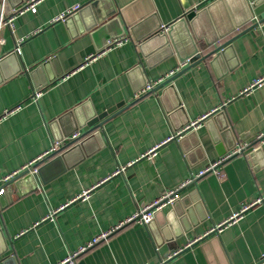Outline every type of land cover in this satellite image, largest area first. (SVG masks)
Listing matches in <instances>:
<instances>
[{
    "label": "crops",
    "instance_id": "obj_1",
    "mask_svg": "<svg viewBox=\"0 0 264 264\" xmlns=\"http://www.w3.org/2000/svg\"><path fill=\"white\" fill-rule=\"evenodd\" d=\"M27 1L5 0V13ZM89 1L40 0L36 11L16 14L14 26L3 29L0 186L50 148L51 122L61 118L58 130L65 127L69 135L83 132L91 113L125 103L83 139L80 152L43 176L35 174L36 188L24 183L20 193L16 186L5 187L0 264H56L165 190L182 188L231 150L218 152L202 119L216 108L209 116L216 126L230 127L228 149L241 138L243 144L254 143L264 133V84L243 91L264 75V0H192L189 7L184 0H111L123 12L121 26L94 25L84 9ZM76 4L83 6L78 12L85 11L80 20L57 19ZM0 5L2 10V0ZM192 8L205 13L188 29L178 19ZM173 22L180 51L164 27ZM160 25L170 44L163 35L139 39ZM119 38L120 44L105 49ZM193 39L202 53L232 41L220 56L184 70L189 63L180 56L190 53ZM176 74L168 85L147 89ZM195 121L198 125L188 127ZM219 167V173L207 172L181 189L184 205L190 206L183 217L171 212L172 203L158 214L162 241L147 225L132 221L81 253L78 263L264 264V199H259L264 140ZM86 189L88 195L78 197ZM251 202L235 222L211 231Z\"/></svg>",
    "mask_w": 264,
    "mask_h": 264
},
{
    "label": "water",
    "instance_id": "obj_2",
    "mask_svg": "<svg viewBox=\"0 0 264 264\" xmlns=\"http://www.w3.org/2000/svg\"><path fill=\"white\" fill-rule=\"evenodd\" d=\"M23 1L24 0H21V2H23ZM184 3L186 5V7H189V5H191L193 2H192V0H184ZM13 5H15V4H13ZM84 6H87L86 8H84L85 10L91 12L94 25L98 26L101 23H105L106 26H109L112 23L117 22L118 25L121 26V21H120L119 16L121 14H123V12H122V10L117 9L116 5L113 4L111 0H90L89 2L84 4ZM10 7L12 8V7H16V6H12V4H10ZM78 10H76L72 14L68 15L65 20L71 22L73 20V18L79 19V17H82L85 15V13H84L85 11H79L78 12ZM1 13H2V10H1V5H0V16H1ZM202 13H205V10H201L200 12L197 13L196 9L192 8L190 10L185 11L183 16H181L178 20L180 22H182L189 29V25L193 24L194 18L198 17ZM83 18L85 21V17H83ZM178 20H176V21H178ZM176 23L177 22H173V23H171L167 26H164V27H166V29L168 30V37L170 39V42L173 44L175 50L180 51L179 47L177 46L178 44H176V40L174 39V36H173V30H174V26L176 25ZM134 26H135V24L129 26V31L132 34H133L132 30H133ZM164 27L162 25H160L139 39H146V38H152V37H156L159 35H163V37L166 38V44H170V42L166 36L167 34H165V33L162 34L163 29H165ZM120 32H123V30H121ZM192 38H193V36H192ZM231 41L232 40H228L226 42H223L222 44H219L216 47L208 50L206 53H202L200 46L193 39L192 43H191L192 49L189 51L190 53L185 54L183 57L180 56L181 62L186 63L188 61V63H189L187 65V67L184 68V70L195 65V64H197L198 62H200L202 60H205V59L211 57V56H214L215 58L220 56V53L222 54V52H225L223 49H225L226 46L230 45ZM13 54H16V51L13 52ZM5 57L6 56H1L0 63L3 62ZM38 69H41V67H39ZM179 72H177V73H179ZM177 75L178 74H176L175 76L173 75L172 77L163 81L159 85L154 86L150 90V92L156 91V90L160 89L161 87L168 85V83L171 82ZM52 79L53 78L50 77V78H48V80L46 82L43 81V85L50 82ZM124 103L125 102H119L118 104L111 106L108 110L101 112V113H95V112L91 113L89 115L90 117L88 118L87 123H86L88 128L85 131L81 132V135L78 138L71 139V140L64 142V144L61 146V148H59V150L54 155L44 159L42 161V163L45 162L46 164L44 163L43 165H41L42 163H39L38 164L39 165L38 173L36 174V177H37V175L43 176V174L46 172V170L50 166H52L53 164L57 163L58 161L65 160L67 157L71 156V154L80 152L81 149L84 147L85 142H86L83 139L86 136L92 135L91 133L102 125V121H104L108 116H110V114L114 113L117 109H119L120 107H123ZM203 120H205L204 123L207 125V127L209 129V134H210L212 142L215 143L216 145L218 144L217 149L221 155L225 154L227 150H230V149L232 150L234 147H236V145L243 142V139L241 138V140L234 142V144L231 146V148L228 149L226 144H227L228 136L231 132L230 127H228L226 124L224 125L223 128L220 126L219 127L216 126L215 125V119H214L213 115H212V117L209 116L208 118L206 117ZM60 125H62L61 118L56 119L55 121L51 122V124L49 126L55 135L54 139L62 141L67 136H69V133L71 130L69 131V133H66L65 127H63V130H61V132H60L58 130V126H60ZM79 125L81 126L82 124L80 123ZM183 133L184 132L182 131V133L180 132V134L178 135V138H180V140H182V138H183ZM221 141L225 144V145H223L224 147L221 145L222 144ZM256 143H258V140H256L254 143L248 144L247 147H250ZM252 155H253V153H248L247 157L251 158ZM38 180H39V178H38ZM24 183L29 184L30 189H34L37 187V183L35 181V175L32 174L28 169L18 173L17 175H15L11 179H9L7 182H5L3 184V187L13 185L19 189L20 193H23L22 187H23ZM182 188L178 189L177 193L179 194V196L172 203V206L174 209L171 210V212L173 214L180 215L181 217L184 216L183 215L184 213L189 212V209H190L189 205L188 206L184 205L185 197L181 198V196H180V191ZM3 194H0V197ZM7 194L9 196V195H11V192H8ZM162 210L158 211L156 213L154 219H152L147 224V226L150 228V230H152L154 235L158 237L159 241H162V239H164V238H162V234L160 232L161 227L156 225L155 220H156L158 214L162 212Z\"/></svg>",
    "mask_w": 264,
    "mask_h": 264
},
{
    "label": "built area",
    "instance_id": "obj_3",
    "mask_svg": "<svg viewBox=\"0 0 264 264\" xmlns=\"http://www.w3.org/2000/svg\"><path fill=\"white\" fill-rule=\"evenodd\" d=\"M39 1L40 0H28L26 3L22 4L21 6L11 10L9 15H7L5 13V0H2V13H1V16H0V46L2 44H4V42L6 40L4 35H3L4 27L12 28L14 26V22L13 21H14V17H15L16 14L22 13V12H24L26 10L36 11L37 3ZM81 7H82L81 4H76L72 8H70L69 10H67L64 13H62L60 16H58L57 19L65 20L68 15L72 14L73 12H75L78 9H80ZM256 19H258V18H256ZM257 21L259 22V20H257ZM121 42H122V39H120V38L119 39H114V40H109L105 49H108V48H110V47H112L114 45L120 44ZM105 49H104V51H106ZM101 53L102 52H100L99 54H94V55L90 56V58L91 59H96ZM0 59H1V55H0ZM183 64H185V63H183ZM261 84H264V75L260 76L259 78H256L243 91H249V89L253 88L254 86L261 85ZM153 87H154V83H151V84L147 85V89H150V88H153ZM216 110H217V108L212 110V111H210V112H208L207 114H205L202 117V119H205L206 117H208L211 113H213ZM198 123H199V121L192 122L190 125H188V127L196 126V125H198ZM80 135H81V131L78 130V131L72 133L71 135L67 136L62 141L54 139L53 142H52V145L50 146L49 149H47L44 153H42L40 156H38L34 160L30 161L28 164L24 165L21 169H19V170L13 172V173L7 175L4 178V183L7 182L12 177H14L15 175H17L18 173H20V172H22V171H24L26 169H28L34 175L37 174L38 173V167H39L38 164L39 163H42V161L44 159L54 155L59 150V148H61V146L64 144V142H66L68 140H71V139L78 138ZM173 137L174 136H170L169 139H171ZM256 139L258 140V142L264 140V133H261V134L257 135ZM247 145L248 144L240 143L237 147H234L228 153H226L225 155L221 156V158L213 161L208 166H206L204 169L200 170L199 173H197L196 175H192L180 187H183V186H185L187 184L196 182L200 176L206 174L207 172L214 171L215 173H219L220 172V167H219L220 164L222 162H224L225 160H227L228 158H230V157H232V156H234L236 154L244 153L245 150H246ZM89 191H90V189L84 190L78 197L85 198L88 195ZM177 191H178V189L165 190L155 200H153L151 202H148V203H145L144 205L139 207L136 210V212L134 214H132L131 216H129L126 220H123L121 223H119L117 226H115L111 230L104 231L101 234L95 236L92 240L87 242V244L82 245L78 249L70 251L62 260H60L56 264H79L78 263V256L81 253L85 252L86 250H88L90 247H92L93 245L97 244L101 240L107 238L109 236V234L112 233L114 230L124 226L125 224H127L129 222L138 221L140 223H143V224L147 225L152 219H154V217H155V215H156V213L158 211L164 209L165 206H167L168 204L173 203L178 198L179 194L177 193ZM4 192H5V187H3V185H1L0 186V194H3ZM259 199H264V197L259 198ZM253 204H254V202L244 204L240 211L236 212L234 215H232L228 219L224 220L220 224H217L216 226H214V228H212L211 231H215V230L218 231L223 226L235 222L238 218H240L243 215L244 211L247 210L249 207H251Z\"/></svg>",
    "mask_w": 264,
    "mask_h": 264
}]
</instances>
